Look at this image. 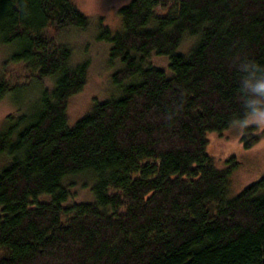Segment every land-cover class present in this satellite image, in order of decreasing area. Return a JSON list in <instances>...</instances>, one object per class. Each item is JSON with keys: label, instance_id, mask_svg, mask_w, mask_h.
<instances>
[{"label": "trees", "instance_id": "trees-1", "mask_svg": "<svg viewBox=\"0 0 264 264\" xmlns=\"http://www.w3.org/2000/svg\"><path fill=\"white\" fill-rule=\"evenodd\" d=\"M118 18L96 33L121 64L115 94L69 126L89 60L51 30L85 31L88 16L71 0H0L19 66L0 99L13 77L50 79L0 132V264H264V177L230 197L232 168L207 153L208 133L244 119L240 64L264 68V0H130ZM77 182L92 200L69 202Z\"/></svg>", "mask_w": 264, "mask_h": 264}, {"label": "rangeland", "instance_id": "rangeland-1", "mask_svg": "<svg viewBox=\"0 0 264 264\" xmlns=\"http://www.w3.org/2000/svg\"><path fill=\"white\" fill-rule=\"evenodd\" d=\"M88 16L89 28L84 30L66 27L51 32L74 52V61L89 60L88 79L85 87L72 95L68 100L66 110L67 124L73 126L76 120L87 113L94 101H102L115 94L113 75L120 68L117 60H110V43L96 38L98 21L115 31L119 27L118 10L127 5L130 0H71ZM186 47V45H185ZM12 47L0 42V75L9 76L16 72L19 66L11 61ZM8 62V64L6 63ZM150 63L161 68H167L168 58L164 55L153 56ZM10 64V65H9ZM12 78L14 85L11 93L0 99V132L8 125V117L24 113L29 100L38 96L40 86L50 85V79L38 80L33 76L20 75ZM37 81H40V86ZM53 84V83H52ZM253 124V123H249ZM255 125V124H254ZM243 128L236 124L222 133H208L207 153L213 157L218 169L224 171L232 168L229 175L228 196L234 197L246 186L264 177V130L256 129L260 138L250 149H243L240 138ZM234 162L237 164L234 165ZM5 160H0V166ZM88 185L77 182L71 188V201H89L93 194Z\"/></svg>", "mask_w": 264, "mask_h": 264}, {"label": "clouds", "instance_id": "clouds-1", "mask_svg": "<svg viewBox=\"0 0 264 264\" xmlns=\"http://www.w3.org/2000/svg\"><path fill=\"white\" fill-rule=\"evenodd\" d=\"M243 74L240 91L244 97V119L235 122L237 127H247L253 123L264 130V68L248 60L240 64Z\"/></svg>", "mask_w": 264, "mask_h": 264}]
</instances>
